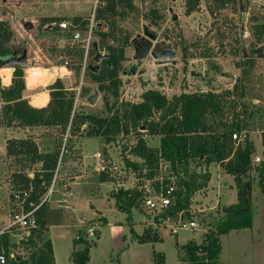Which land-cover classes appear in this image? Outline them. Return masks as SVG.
Returning <instances> with one entry per match:
<instances>
[{"label": "rangeland", "instance_id": "1", "mask_svg": "<svg viewBox=\"0 0 264 264\" xmlns=\"http://www.w3.org/2000/svg\"><path fill=\"white\" fill-rule=\"evenodd\" d=\"M64 1L0 0V18L9 19L13 32L9 47L19 46L27 50L28 64L21 66L24 74L29 66L49 68L65 65L64 61H68L67 71L61 69L62 78L57 79L62 82L65 91L75 92L73 107L82 108L96 115H106L102 93L98 90L97 83L89 76L88 68L83 73L78 68V63L83 58L81 50L79 47L71 46L70 33L60 30L58 26V23L64 19L56 16L55 13L60 10ZM78 1L83 5L80 12H76L79 13L82 21L79 28L84 32L90 20L94 18L92 41L97 43L98 48L102 47V50H99L100 54L107 53V45L120 46L124 50V59L120 63L119 70L121 84L118 93L119 102H122L123 106L142 102L143 93L148 90H157L171 100L182 93L233 89L243 68L246 72L242 83H238V86L239 88L243 86L245 92L243 100L250 103V109L253 111L252 116L244 120V130L255 147V153L261 154L262 144L259 136L264 131V46L259 45L264 43L262 41L264 32L258 34L255 25L264 20L262 14L249 4L248 0L236 1L235 4L223 6L214 12L209 10L211 1L200 0L198 9L190 14L185 13V0H132V8L126 4V0H122L116 3L113 13L105 11L104 0L99 3L95 12L89 4L94 0ZM7 9H10L13 15ZM152 10H156L160 15L155 21L152 20ZM243 12L246 13L244 19ZM22 21H31L33 27L25 28ZM51 22H54L55 28L48 31L46 24ZM145 25L158 32V38L153 43L158 41L171 44L176 53V62L163 64V60L151 54L144 59L133 58L135 52L132 41L137 34L143 35ZM99 31H112V36L102 40ZM90 53L88 64L96 65L97 63L92 60L95 50ZM5 67L14 71L13 67ZM134 67L136 73L133 74L131 69ZM10 71L7 70L5 74L9 75ZM52 77L53 75L47 80L48 83ZM44 87L48 88L43 84L36 88ZM81 89L84 94H81ZM95 91H98V98L95 103L90 104L87 97ZM108 98L112 101L110 95ZM3 105L4 102L0 100V127H19V131L32 128L31 126L50 127L44 124H16L15 121L5 124L1 111ZM75 127V125L71 127L68 138L70 151H73L71 150L73 141L78 142L80 136H86V128L75 131ZM60 131L58 127H52L50 130L48 128L44 132L50 137L47 141L52 138L59 139L62 135V130ZM24 132L27 138H31L32 134ZM5 137H7L6 132L0 130V184H6V186L0 185V207H2L0 227L3 226L2 219L6 221L9 215L3 201L9 199L11 177L18 169L14 158L8 157L7 154L5 156ZM141 137L149 147L158 143V136L146 132L144 126L136 129L130 126L127 132L117 135L114 142L103 145L101 154L104 161L109 166L118 167L123 163L124 157L139 161L130 154L129 149ZM100 143L97 138L89 139L84 146L86 160L96 163L93 154L101 150ZM120 168L121 171L124 170ZM108 169L101 172L112 175L113 173L111 174V170ZM25 171L32 174V166L27 167ZM116 171L119 175V169ZM212 172L214 179L212 193L219 191L224 203L228 202L229 198L236 200V191L228 187V184L233 182L232 176L224 174L219 168ZM69 173V177L73 176L74 170ZM168 175H170L169 165L161 160L151 179L138 177L131 168L118 177L119 180L127 182V185L128 182L134 186L142 183L150 194L164 187L163 181ZM61 182H63L62 177L58 176L55 191L49 200L51 210L47 215V221L50 229L44 234V239L52 243L55 264H68L69 254L73 248L82 247V245L75 247L73 245V239L80 237L94 241L90 247L87 264H182L178 257L179 247L189 242L202 243L208 231L207 222L217 223L226 219L224 205L209 210L207 205L196 206L197 202L191 200L188 211L182 212L180 218L183 221L192 219L198 226L177 228L174 233L172 229L180 220L179 213L166 220L167 217L161 216V211L145 209L141 211L137 208L125 212L118 210L115 198L110 195L115 184L108 178H101L99 172L82 174L75 179L76 183L71 184L73 196L68 198L72 205L71 209H62L58 204V199L62 196V192L64 193L59 190ZM173 184L175 185V180ZM252 184L249 192L252 205L251 224L220 233L221 264H264L263 198L254 178ZM144 212H147V215ZM103 219L106 223L102 221ZM89 228L93 229L94 236L90 237L87 234ZM97 230L99 239L96 235ZM142 238L144 241L141 240ZM17 250L22 257L27 258L34 249L23 243ZM160 258L163 259L162 263H159Z\"/></svg>", "mask_w": 264, "mask_h": 264}, {"label": "trees", "instance_id": "2", "mask_svg": "<svg viewBox=\"0 0 264 264\" xmlns=\"http://www.w3.org/2000/svg\"><path fill=\"white\" fill-rule=\"evenodd\" d=\"M104 1L106 2L105 11L110 13L115 12L116 3L122 2V0ZM208 1L212 3L209 5L210 12H214L223 6L235 4L239 0ZM125 2L132 8V0ZM199 4L200 0H185V13L190 14L197 10ZM151 15L154 21L160 18L156 10H152ZM73 23L81 24L82 21L80 17H75ZM255 26L258 34L264 32V25ZM99 35L104 40L112 36V31H99ZM12 37L13 32L8 21L0 19V57L11 53L9 42ZM106 48L107 53L101 55L99 69L96 72L88 69L89 76L97 83V88L102 93L106 115H96L82 108H74L75 92L65 91L59 79H56L51 86V98L47 106L35 108L28 105L22 98V90L25 87L23 69L16 66L11 84L0 86V100L4 102L1 108L3 122L5 124L16 121L18 124L27 125H59L63 133L68 126L71 129L75 125V131L85 126L87 136H100L104 143L114 142L116 136L127 132L130 126L135 129L144 126L146 132L159 137L158 147H149L141 137L129 149L130 154L140 158L141 161H132L124 157L123 163L125 167L136 172L138 177L142 176L146 179L153 178L161 160L168 163L170 175L176 177V186L170 204L161 211L163 217H172L177 213L188 211L191 197L204 188L210 179V173L203 170L202 166L216 162L225 173L233 177L237 202L224 207L225 220L217 221V223L207 222L208 231L202 243L189 242L181 245L178 250L179 258L184 264H221L219 261L220 233L251 224L252 205L249 192L253 185L252 178L256 180L264 202V131L260 135L263 149L262 160L259 163L253 162L256 150L247 132L246 137L239 143L232 139V133L244 130L245 118L253 114L250 103L243 100L245 97L243 86L241 88L238 86V83H242L246 71L241 69V76L236 80L233 89H223L219 92L210 90L182 93L171 100L157 90H148L143 93L142 102L123 106L122 102H119L118 93L121 84L119 70L120 63L124 59V50L120 46L112 45H107ZM98 49L102 50V47ZM91 51L93 52V47ZM81 56L83 57L82 50ZM81 90V94H84L83 89ZM67 94L68 97H66ZM108 95L112 97V101L109 100ZM59 151L56 148L50 152H39L35 141L31 138L8 139L6 154L14 158L18 165L17 171L12 174L11 185L31 186L33 198L39 199L46 191V185L51 182ZM36 163H40V166L37 167ZM31 166L32 176L25 171ZM100 177L113 178L103 171L100 172ZM170 183L168 176L164 179L163 185L165 187ZM145 194L142 183L127 189L120 187L116 192H111V196L117 202V209L124 212L132 208H142ZM46 212L47 205L39 209L37 227L23 242L34 250L27 258L21 255L16 256L9 259L6 264H55L52 243L44 239V234L48 231L45 221ZM141 240L144 241L143 238ZM93 243V240L85 237L73 239L74 247L78 244L82 247L73 248L70 253V264H87L89 250ZM2 245L6 251L10 245L15 246L9 243L7 235L2 237ZM162 260L159 263H162Z\"/></svg>", "mask_w": 264, "mask_h": 264}, {"label": "crops", "instance_id": "3", "mask_svg": "<svg viewBox=\"0 0 264 264\" xmlns=\"http://www.w3.org/2000/svg\"><path fill=\"white\" fill-rule=\"evenodd\" d=\"M64 2L61 3V4H63V6L60 8L59 11H57L55 13V15L58 16V17H62V19L70 21V22L73 23V19L75 17H79V15H78L79 13H76V12H80L79 10H80L81 6H83V5L78 0H76V1L65 0ZM8 11L11 12V15H13V12L10 11V9ZM0 19H2V18H0ZM4 20L8 21V23L10 25L9 19H4ZM54 22L46 24V26H47L46 28H47L48 31L49 30H53L55 28ZM22 23H24V21H22ZM28 29H30V28H28ZM16 48L17 47L12 46L11 52H12V49H16ZM22 50L23 49H21V48L19 49L20 54H21ZM26 57H27V50H26ZM26 60H27V58H26ZM5 66H7V65H4V66L0 67V86H9L11 84V81H12V77H13L12 69L9 68V67H5ZM63 67L67 71L68 68H67L66 65H59V66L56 65V66H52V67H49V68H43V67H39V66H29V67H27L25 69L26 72L23 75L25 87L22 90V98L27 101L28 105H30L32 107H35V108H42V107H45V106L48 105V103L50 101V98H51V96H50V88L54 84V82L56 81L57 78H60V77L62 78V75H61V71L62 70L61 69H63ZM9 69L11 71H10L9 75H6L5 73ZM32 69L35 70V71H33ZM52 75H53L52 80L49 81V83H48L47 80ZM41 84L47 85L48 88L47 89L45 87L43 89L36 88V87H39ZM16 124H17V122H16ZM31 127L32 128L28 127L25 130H23V131H19L20 130L19 127H15V128H13V127H10V128L9 127H7V128L0 127V130L5 131L6 132V136H7V137H5V156H6V141L8 139H11V138H16V139L27 138L28 136H26L24 131L32 134L31 135V139H33L35 141L39 152H50V151H53L56 148H58L60 150V146L62 144V139H63V137L65 136L66 133H67V145H68V142H69L68 138L70 136V127L69 126L67 127V129H66V131L64 133L63 132L61 133L62 135H61V137L59 139L56 140V139L52 138L49 141H47V139H50V137L48 136V133H44V132L47 131L48 128L50 130L52 127H58L59 131H60L61 127L59 125H50V127H44V128H41V126H31ZM84 127L85 126H81L80 131H82L84 129ZM153 136H156V135H153ZM96 138L99 139V141H101L100 144L102 146H101V150L100 151H95L94 154H93V157L96 159V163H94L92 161L86 160L87 159V155H86V150H85L84 146L87 144V142H89V139H96ZM259 138H260V136H259ZM260 141H261V138H260ZM103 142L104 141L102 140V137H100V136H87V135L86 136H80V139H79L78 142L77 141H75V142L73 141L74 144L71 147V150H73V151H70V148L68 146V152L62 157L61 161L57 162V165H56L57 176H59V177L61 176L62 180H63V182H61L62 185L59 186V190L61 192L64 191V189H63L64 186L63 185H66L67 186V190H68L67 193L65 191H64V193L62 192V196L58 199V204L60 205V207L62 209H71L72 205L70 204V202L68 200L69 197L73 196V192L71 190V184L76 183L75 179H77L82 174L86 175V174H89L90 172H94V173H98L99 172V174H100L101 170L109 168L111 170L110 171L111 174L113 173L111 175V176H113V178H108V180H110L113 184H115L113 186V190L111 192H116L120 187H122L123 189H127V188H132L134 186V185L130 184V182H128L129 185H127V182H123V181L119 180L118 176H120V174H122V173L124 174L126 172V170L129 169V168L124 166V163L121 162L122 164L120 165V167H123V169H124V170L121 171L120 167L116 166L117 168L113 169L112 168L113 165L109 166L104 161V159L102 157L103 154H101L102 153L101 151H102L103 145H105L106 143H103ZM158 145H159V137H158V143H156L152 147H158ZM262 149H263V147L260 150L261 154H262ZM136 158L139 161L141 160L138 157H136ZM36 166L39 167L40 163H36ZM200 168H198V169H200ZM216 168L217 169L218 168L221 169V171L224 174H227V173H225L222 170L220 165L217 164L216 162H212L208 166H205V165L202 166L203 170H207L210 173V179H209L207 185L204 188L198 190L193 195L191 200H194V202L195 201L197 202L195 204L196 206H201V205L205 206V205H207L209 210H214L215 208H218L219 205L220 206H222V205L228 206V205H230L232 203L237 202V194H236V200H232V199L229 198L228 202L224 203L221 200L222 197H221L219 191H217L215 194L212 193V191L214 189V186H213L214 185V179H213L212 170H214V169L216 170ZM72 169L74 170V175L69 177V174H70L69 171H71ZM82 169H83V172H82ZM118 169L120 171L119 175H118V171H116ZM30 176H32V175L30 174ZM232 180L234 182V179H232ZM233 182L229 183L228 187L231 190L234 189L236 191V188H235V185L233 184ZM117 184L120 185L119 188L117 187ZM0 185L6 186V184H0ZM10 185H11V183H10ZM10 185H9V187H10ZM144 189H145V192L147 193L148 190L145 187H144ZM111 192H110V195H111ZM229 195H230V193H229ZM63 198H66V200H67V204H68L67 207L62 206L59 203V200H61ZM116 204H117V202H116ZM3 205H5V207H6L5 209L8 212V200L7 201H3ZM263 206H264V202H263ZM141 207L142 208H137V209L143 211V209H145V208L142 205H141ZM0 208H2V207H0ZM50 210H51V206H50V202H48V204H47V212H46V215H45V221H46V225L48 227V231L50 229V225H49V223L47 221V215L50 212ZM145 210L147 211V209H145ZM201 210H203V209H201ZM144 213H146V215H147V212H144ZM181 215H182V212L179 213V219H182V218H180ZM170 218H173V216L172 217H167L166 220H168ZM7 219H8V217H7ZM7 219H6V221H7ZM6 221H5V219H2L1 223L4 224ZM102 221L104 223H106V220L103 219ZM157 223H159V222H157ZM48 231H46L45 233L47 234ZM176 231H177V229H176ZM97 232H98L97 239H99V231L97 230ZM172 232H173V230H172ZM174 233H176V232H174ZM79 245L80 244H78V246ZM75 246H77V245H75ZM178 257H179V250H178ZM68 264H70V254H69ZM182 264H183V262H182Z\"/></svg>", "mask_w": 264, "mask_h": 264}, {"label": "built area", "instance_id": "4", "mask_svg": "<svg viewBox=\"0 0 264 264\" xmlns=\"http://www.w3.org/2000/svg\"><path fill=\"white\" fill-rule=\"evenodd\" d=\"M60 1V0H55ZM103 0H94L90 3V7L92 8L93 12H95L99 3ZM249 4H251L257 11H259L264 20V0H248ZM256 20V17L254 18ZM264 25V21L261 23H256ZM58 26L61 30H66L70 34L71 38V46L79 47L80 50L83 52V58L80 62V70L82 73L88 68V57L90 50L93 44L92 38V30L94 27V18L90 20V23L86 26L84 32L81 31L79 28V24H75L69 22L67 20H63L58 23ZM264 41V39L262 40ZM259 46H264L262 43ZM64 64L67 66L68 61H64ZM246 137V131L242 130L240 132H233L232 139L235 140L237 143L243 141ZM68 152V145H67V133L62 139V144L60 146L59 151V158L58 162L61 161L62 157ZM262 160V154L255 153L253 155V162L259 163ZM164 162V161H163ZM167 164L166 162H164ZM113 169H116V166H112ZM123 168V167H122ZM171 183L166 185L165 187L161 188L158 192H151L146 193L143 197L142 206L149 210V211H162L168 207L170 204L173 192L175 190L174 180L176 177L174 175H168ZM58 179L57 176V168L55 169L51 182L49 185H46V191L39 197V199L33 198V189L31 186L22 187V185H10V192H9V199H8V220L0 227V264H6L7 261L11 258H15L16 256H20L21 253L17 249L23 245L33 229L37 227V212L39 209L47 205L51 194L55 191V184ZM64 191L67 193V186L63 185ZM149 191V190H148ZM59 203L67 207V200L63 198L59 200ZM191 227L196 228L198 224L191 220L183 221L180 219L176 222V225L173 226V232H176L177 228L182 227ZM87 234L91 237L94 236V232L92 228L87 230ZM7 235L9 239V243L15 244V246H9L8 250L4 249L2 245V237ZM10 238H15L11 239Z\"/></svg>", "mask_w": 264, "mask_h": 264}, {"label": "water", "instance_id": "5", "mask_svg": "<svg viewBox=\"0 0 264 264\" xmlns=\"http://www.w3.org/2000/svg\"><path fill=\"white\" fill-rule=\"evenodd\" d=\"M243 19L246 17V13H242ZM24 27L26 28H32L33 24L31 21H26L23 23ZM140 36L144 41L139 43L136 41V39H133L134 43V56L133 58L135 60L144 59L148 54H151L153 57L158 58L160 60H163V62H170L174 63L175 61V50L172 48L171 44H168L165 47V51L162 54H156L153 49V41L157 40L158 38V32L152 29L150 26L145 25L143 27V35L137 34V37ZM93 49L95 50L94 56L92 57V60L96 62V65L89 64L88 68L89 70L96 72L99 69L98 63L101 60V54L98 49V45L96 42H93L92 44ZM20 49V47H17L16 49H12V52L9 55L0 57V67L7 65L10 67H13V70H15L16 66H26L28 64V61L26 60V49H23L21 51V54L17 56V52ZM131 73H136V67L131 69ZM98 98V91H95L93 94L89 95L87 97V101L90 104L95 103L96 99ZM32 175V174H31ZM245 177H247V174H245ZM117 187L119 188L120 185L117 184Z\"/></svg>", "mask_w": 264, "mask_h": 264}, {"label": "flooded vegetation", "instance_id": "6", "mask_svg": "<svg viewBox=\"0 0 264 264\" xmlns=\"http://www.w3.org/2000/svg\"><path fill=\"white\" fill-rule=\"evenodd\" d=\"M136 41L139 43L143 42L144 40L140 37V36H136L135 37ZM133 43V41H132ZM167 46L166 43L164 42H154L153 45H152V49L153 51L156 53V54H162L164 51H165V47ZM133 47H134V43H133ZM173 48V47H172ZM20 54V51L18 50L17 52V56ZM160 60V59H159ZM163 64H169L168 62H164Z\"/></svg>", "mask_w": 264, "mask_h": 264}, {"label": "bare ground", "instance_id": "7", "mask_svg": "<svg viewBox=\"0 0 264 264\" xmlns=\"http://www.w3.org/2000/svg\"><path fill=\"white\" fill-rule=\"evenodd\" d=\"M64 68V67H63Z\"/></svg>", "mask_w": 264, "mask_h": 264}]
</instances>
